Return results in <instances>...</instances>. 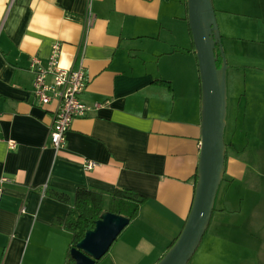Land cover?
<instances>
[{"label": "crops", "instance_id": "0c3cea01", "mask_svg": "<svg viewBox=\"0 0 264 264\" xmlns=\"http://www.w3.org/2000/svg\"><path fill=\"white\" fill-rule=\"evenodd\" d=\"M55 45L63 69L82 65L79 100L92 108L59 151L48 143L57 101L36 102L30 71ZM200 110L186 0H0V264H67L71 235L52 223L70 206L54 195L72 202L77 189L101 192L105 206L115 189L146 199L95 264H156L189 214ZM229 143L222 182L230 188L247 160ZM219 198L189 264H264V222L255 230L250 216H226Z\"/></svg>", "mask_w": 264, "mask_h": 264}, {"label": "water", "instance_id": "95a60500", "mask_svg": "<svg viewBox=\"0 0 264 264\" xmlns=\"http://www.w3.org/2000/svg\"><path fill=\"white\" fill-rule=\"evenodd\" d=\"M187 25L191 35L200 81L201 141L194 195L178 239L156 264H189L211 221L226 160V61L212 0H186ZM221 65L217 67L218 55ZM129 225L123 216L105 213L94 228L71 249L73 264H95L108 252Z\"/></svg>", "mask_w": 264, "mask_h": 264}, {"label": "rangeland", "instance_id": "374dc122", "mask_svg": "<svg viewBox=\"0 0 264 264\" xmlns=\"http://www.w3.org/2000/svg\"><path fill=\"white\" fill-rule=\"evenodd\" d=\"M212 6L226 61V156L233 137L237 156L247 160L242 179L230 188L220 184L218 209L252 217L256 230L264 222V0H212Z\"/></svg>", "mask_w": 264, "mask_h": 264}, {"label": "built area", "instance_id": "2783aa9c", "mask_svg": "<svg viewBox=\"0 0 264 264\" xmlns=\"http://www.w3.org/2000/svg\"><path fill=\"white\" fill-rule=\"evenodd\" d=\"M93 21L94 16L89 9L84 18V31L92 27ZM59 53L60 48L55 45L45 66L35 58L30 63V71L34 74L32 90L36 102L41 106H46L57 101V108L48 134V143L55 151L64 147L72 122L77 118L85 117L92 110L79 100V95L86 86L82 65L74 71L63 69L59 63ZM11 147H14V144L11 143ZM94 166V163L88 161L85 169L91 170ZM5 182L7 180L2 178L0 185Z\"/></svg>", "mask_w": 264, "mask_h": 264}, {"label": "trees", "instance_id": "16d2710c", "mask_svg": "<svg viewBox=\"0 0 264 264\" xmlns=\"http://www.w3.org/2000/svg\"><path fill=\"white\" fill-rule=\"evenodd\" d=\"M191 39V35L189 32ZM192 52L194 54V47L192 44ZM218 55L217 67L221 65V58L217 48ZM196 59V58H195ZM197 177L195 178V184ZM195 188V186H194ZM104 195L95 190L77 189L72 202L68 197L56 193L54 198L64 204L70 206V209L65 219H55L52 223L54 228L63 229L70 233L71 243L68 251L67 264H72L73 260L70 256L71 249L82 240L84 234L94 228L95 222L105 213H111L123 216L132 222L139 215L140 207L145 203V197L137 194L134 191L127 189H115L108 197L106 208L103 207ZM215 210V209H214ZM213 210V212H214ZM177 238L172 242L167 251H169ZM166 251V252H167Z\"/></svg>", "mask_w": 264, "mask_h": 264}]
</instances>
